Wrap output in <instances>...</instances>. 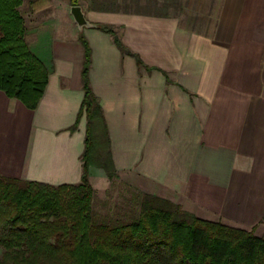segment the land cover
Here are the masks:
<instances>
[{"label": "crops", "instance_id": "1", "mask_svg": "<svg viewBox=\"0 0 264 264\" xmlns=\"http://www.w3.org/2000/svg\"><path fill=\"white\" fill-rule=\"evenodd\" d=\"M40 1L31 2L34 10ZM78 5L94 27L80 30L70 6L64 27L37 36L40 57L54 68L37 108L0 91V175L81 182L83 37L105 119L94 133H107L118 177L200 218L264 237V0ZM89 180L96 187L108 178L91 165Z\"/></svg>", "mask_w": 264, "mask_h": 264}, {"label": "trees", "instance_id": "2", "mask_svg": "<svg viewBox=\"0 0 264 264\" xmlns=\"http://www.w3.org/2000/svg\"><path fill=\"white\" fill-rule=\"evenodd\" d=\"M24 1L0 0V91L34 110L54 68L26 40ZM99 27L128 53L113 27ZM81 40L82 108L88 118L82 180L53 186L0 175V264H264V237L200 218L155 195L142 193L139 213L130 222L93 217L89 167L102 168L110 180L117 173L107 133L102 143L94 140L95 126L105 127V119L90 86V48Z\"/></svg>", "mask_w": 264, "mask_h": 264}, {"label": "rangeland", "instance_id": "3", "mask_svg": "<svg viewBox=\"0 0 264 264\" xmlns=\"http://www.w3.org/2000/svg\"><path fill=\"white\" fill-rule=\"evenodd\" d=\"M32 1L25 0L20 7V12L25 20L27 30L26 40L30 47L40 56L37 51L40 42L37 36L39 37L44 30L53 32L58 24L64 27V22L71 16V5L69 0H42L39 3V9L34 10ZM48 2L49 9L46 8ZM44 22L47 25H44ZM72 25L74 26L75 24L72 23ZM97 132L95 130V143H102L103 133ZM103 145L100 148L102 152H104ZM93 188L92 210L93 217L96 220L108 222L109 224L117 221L130 222L139 213V205L143 192L139 188L123 182L118 175L113 180L108 178V180L98 182L97 186H93Z\"/></svg>", "mask_w": 264, "mask_h": 264}, {"label": "water", "instance_id": "4", "mask_svg": "<svg viewBox=\"0 0 264 264\" xmlns=\"http://www.w3.org/2000/svg\"><path fill=\"white\" fill-rule=\"evenodd\" d=\"M71 14L80 30L95 26L88 21L82 7L79 5H75L71 7Z\"/></svg>", "mask_w": 264, "mask_h": 264}]
</instances>
